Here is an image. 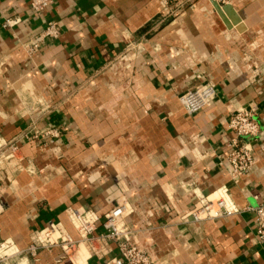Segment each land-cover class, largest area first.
<instances>
[{"label": "crops", "instance_id": "1", "mask_svg": "<svg viewBox=\"0 0 264 264\" xmlns=\"http://www.w3.org/2000/svg\"><path fill=\"white\" fill-rule=\"evenodd\" d=\"M49 22L57 39L28 56L22 45ZM206 84L214 99L188 116L180 96ZM242 108L260 129L253 167L233 183L227 120ZM9 143L8 264H105L116 244L82 242L72 216L92 214L98 237L116 204L152 264H264L253 218L264 205V0H55L42 15L0 0V148ZM219 199L230 216L187 217ZM60 237L77 243L68 256Z\"/></svg>", "mask_w": 264, "mask_h": 264}, {"label": "built area", "instance_id": "2", "mask_svg": "<svg viewBox=\"0 0 264 264\" xmlns=\"http://www.w3.org/2000/svg\"><path fill=\"white\" fill-rule=\"evenodd\" d=\"M55 0H28L30 9L38 15L44 12L53 4ZM188 0H185L187 2ZM58 37V25L55 22L46 24L44 30L32 41L22 45L28 56H33L40 45L48 39L54 40ZM215 89L211 84H206L198 89L188 91L179 98L181 110L188 116L197 114L203 110L208 103L214 99ZM227 129L232 134V139L228 144L229 152L227 161L230 167V178L233 183L249 174L253 167V157L251 144L259 134V125L252 111L238 109L231 113L227 120ZM4 162L12 163L9 170H17L18 152L13 143H9L0 148V164ZM233 213L224 199H219L215 203L205 202L198 208H194L189 214L193 222L209 220L218 217H228ZM128 216V208L125 204H116L105 216L101 223L103 233L95 237L94 231L97 219L92 214L74 213L73 219L77 233L82 242L91 243L94 240L113 242L117 246V256L107 260L105 264H152L149 256L141 249L130 243L131 232L123 224ZM255 224L254 242L264 246V205H258L253 210ZM52 228L46 233L49 235ZM60 243L65 245L64 254L70 255L77 245L68 238H61ZM9 244L0 241V264H8L13 255H7Z\"/></svg>", "mask_w": 264, "mask_h": 264}, {"label": "water", "instance_id": "3", "mask_svg": "<svg viewBox=\"0 0 264 264\" xmlns=\"http://www.w3.org/2000/svg\"><path fill=\"white\" fill-rule=\"evenodd\" d=\"M213 6H214V8H215V10L217 11V13L219 14V15H221V14H225V15H227V16H229L230 15V11H229V7H227V6H222V7H220V6H218L216 3H214L213 2ZM236 21V20H235Z\"/></svg>", "mask_w": 264, "mask_h": 264}]
</instances>
